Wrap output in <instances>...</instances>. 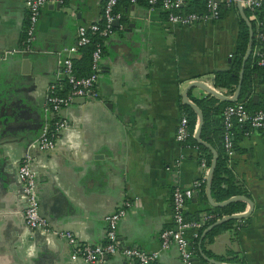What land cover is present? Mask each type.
<instances>
[{"label": "crops", "instance_id": "crops-1", "mask_svg": "<svg viewBox=\"0 0 264 264\" xmlns=\"http://www.w3.org/2000/svg\"><path fill=\"white\" fill-rule=\"evenodd\" d=\"M104 3L47 4L26 49L24 0H0V264H92L71 257L64 235L25 225L16 177L25 154L32 158L41 213L54 230H70L82 242H104V215L128 200L131 205L117 226L121 245L158 250L160 264H185L175 244L162 249L160 241L161 230L172 224L173 189L190 188L204 175L202 151L175 138L187 105L183 94L200 108L203 118L198 100H213L212 108L223 100L198 86L188 88L192 81L232 97L237 85L231 91L216 88L214 73L230 67L241 21L249 39L252 32L249 56L255 57L263 48L259 38L264 33V10L252 17L237 5L224 6L218 20L182 27L169 23L162 10L150 8L143 0L129 1L122 8V20L103 42L98 97H74L60 111L68 126L59 133L56 146L39 150L35 142L51 118L45 109L49 86L60 77L62 60L77 57L78 51H69L77 44V28L99 21ZM26 58L29 74L23 72ZM253 84L251 109H258L264 104V82L255 77ZM212 108L210 125L219 129L222 111ZM197 121L196 115L193 134ZM235 136L227 156L253 209L241 222L212 237L207 236L209 223L205 225L192 264H214L206 257L264 264V132L237 130ZM203 141L218 154L219 135ZM212 207L205 179L203 192L186 201L184 212L196 218ZM247 207L246 203L241 211ZM105 264L136 261L117 251L106 257Z\"/></svg>", "mask_w": 264, "mask_h": 264}, {"label": "built area", "instance_id": "built-area-1", "mask_svg": "<svg viewBox=\"0 0 264 264\" xmlns=\"http://www.w3.org/2000/svg\"><path fill=\"white\" fill-rule=\"evenodd\" d=\"M67 0H24L28 13V23L25 29V48L34 40V32L40 12L47 4L62 5ZM118 0H106L104 4V25L102 28L96 22L89 26L77 28V44L69 51L76 53L80 46L89 42V33L99 32L102 36H110L114 29L115 20H120L121 14L115 12ZM136 4L141 0H129ZM150 8H158L164 11L166 20L172 25L188 27L194 24H201L216 21L220 18V5L232 7L240 2L241 7L248 10L253 17L257 10H264V0H206L203 12H185L181 10L184 0H143ZM264 41V34H260ZM103 54V44L97 45L91 55V70L87 76L77 77L72 69V57L68 56L62 60V71L49 86L45 109L50 113V121L43 125L41 133L35 142L39 150H51L56 146L59 133L68 126V122L60 115L63 107L67 106L74 97L97 98L96 83L101 71L100 60ZM257 63L264 65V51L256 53ZM1 59V57H0ZM64 77L70 89L65 95L57 93L59 82ZM234 124L248 125L251 129H259L264 132V110L259 109L249 112L242 103H232L224 107L222 111V142L223 148L229 156L233 149V128ZM247 133V131H246ZM193 135L190 131L188 118L182 114L176 127L175 138L181 144H188L189 138ZM31 156L25 154L17 166V177L21 184V198L23 206L20 208V215L26 226L38 228L44 233H58L64 235L71 245V257L73 259L82 257L92 264H105L106 257L117 251L134 258L136 264H160L158 261V250L148 251L139 246H122L118 239L117 226L120 219L126 214L131 202L126 200L113 211L104 215L105 241L101 243L82 242L70 230H54L48 220L39 212V200L36 190L35 173L31 165ZM200 165L203 168V177L196 180L190 188L175 187L171 193L172 224L163 228L160 232L161 248L165 249L175 244L179 250L180 258L185 264H192L194 250L191 246V238L197 236L200 228L209 220L214 218V213H204L196 218H188L185 215L186 201L195 192L201 189L205 183L208 165L202 156ZM241 225L238 224L237 227Z\"/></svg>", "mask_w": 264, "mask_h": 264}, {"label": "trees", "instance_id": "trees-1", "mask_svg": "<svg viewBox=\"0 0 264 264\" xmlns=\"http://www.w3.org/2000/svg\"><path fill=\"white\" fill-rule=\"evenodd\" d=\"M106 1V0H105ZM144 2V1H143ZM145 3V2H144ZM105 4V3H104ZM129 4V0H118L117 4L115 6V12H119L121 14L120 20H122V8L127 6ZM205 4L206 0H184L183 6L181 10L185 12H203L205 10ZM104 5L102 8V18L97 21L96 23L100 28L104 25ZM224 12V5H220V18L223 16ZM163 16H165V12L162 11ZM113 25V29H114ZM262 34V33H261ZM264 34V33H263ZM89 42L83 46H80L78 48V54L77 57H74L72 59V69L75 76H87L90 73L91 70V55L94 49L97 45H102L104 40L107 38L105 36H102L98 31L94 33H89ZM249 43V34L247 27L243 21H241V27L237 35L236 40V49L234 52V57L230 63V67L226 70H220L216 71L214 73L213 77V84L218 89H229L230 91L236 87L239 80V73L242 66V59L243 56L247 50ZM259 43L262 44L263 48L260 49V51H264V41L259 38ZM258 57H252L251 55L248 57L244 64L243 69V77H242V83L239 93V98L235 102H225L220 101L217 105V107H213V100L210 101V99L206 100H198V105L202 108L204 113V121L201 129V138L203 140L209 141V135L212 136H218L220 137L221 141V148L218 149V157L216 160V165L212 174L211 179V196L216 202H220L223 200H226L227 198L234 196V195H245L246 190L244 189L243 183L235 176L230 164H229V158L227 156L226 151L223 148V142H222V122L221 127L218 128H212L209 121V111L214 110L218 113L223 111L224 107L228 104L232 103H242L245 108L249 112H254L259 109L264 110V104L261 107H258V109H251L252 103L250 101V94L253 90V81L255 77L257 79H261L262 82H264V65H259L257 63ZM70 89L69 84H67V81L64 77L61 78L59 82V86L57 89V93L60 95H65ZM184 108V114L188 118L189 128L190 131L193 133L195 122H196V115L195 112L187 105H183ZM222 118V117H221ZM251 129L247 124L246 125H239L234 124L233 128V146L235 141V132L237 130H241V132L245 133ZM188 142H192L193 145L197 146L202 151V156L206 159V163L209 166L211 162V154L208 151V149L203 146L202 144H199L196 142L191 136L188 140ZM204 190V184L201 186L200 191L203 192ZM246 203L241 200L230 202L229 204H225L222 206H214L210 210H207L206 213L212 212L214 213V218L209 220L205 225L208 223L210 224L213 222L216 218L221 217L224 214L228 213H234L241 211L245 208ZM242 218L237 219H229L227 221H224L211 229L208 230L207 236L212 237L214 234H216L219 230L222 228L230 227L234 223L241 222ZM234 224V225H235ZM202 226L200 228V231L197 236H194L191 238V246L194 249V252L197 250L199 235L201 232V229L205 227Z\"/></svg>", "mask_w": 264, "mask_h": 264}, {"label": "water", "instance_id": "water-1", "mask_svg": "<svg viewBox=\"0 0 264 264\" xmlns=\"http://www.w3.org/2000/svg\"><path fill=\"white\" fill-rule=\"evenodd\" d=\"M237 6H238V8L240 10H242L240 2L237 3ZM119 22H120L119 20H115L113 24L116 25V24H119ZM251 46H252V32L250 30L249 46H248V48H247V50H246V52H245V54L243 56L242 66H241V70H240V73H239L238 84H237L236 90H235L234 94L232 95V97H226L221 92L215 90L213 87L208 86L207 84H205L204 82H201V81H192L189 84L188 88L192 87V86H198V87L202 88L207 94H209L211 96L219 98V99H221L223 101L235 102L238 99V96H239V93H240L242 77H243L244 64H245V62H246V60H247V58H248V56H249V54L251 52ZM23 64H24V71L23 72L26 73V74H29L30 73V69H29L30 68V60L28 58H26L23 61ZM183 101L187 105H189L194 110V112L197 115L198 121H197V126H196L194 134H193L194 140L196 142H198L199 144H202L203 146L209 148V150L211 151V154H212V159H211V162H210V165H209V168H208V172H207V176H206V195H207V199H208L209 204H211L213 206H222V205L229 204L230 202L237 201V200L244 201V202H246L248 204V207L245 209V211L228 213V214L222 215L221 217L216 218L213 222H211L208 225L207 229H210V228H212V227H214V226H216V225H218V224H220V223H222L224 221H227L229 219H237V218H242L244 216H247L252 211L254 204H253L252 200L247 198L246 196L234 195V196H231V197L227 198L226 200H223V201H220V202H215L213 200V198L211 196L210 188H211L212 174H213V171H214V168H215V165H216V160H217L218 154H217L216 150H214L211 146H209V144L206 143L205 141H203L201 139V137H200V133H201L202 125H203V119H204L202 111L200 110V108L196 104H194L192 102H189L187 100L185 94H183ZM17 179H18V177H17ZM19 186H20V191H21V184L20 183H19ZM9 188H10V186H9ZM39 212L41 213L40 204H39ZM30 229L40 230L38 228H30ZM206 258L209 261L213 262L214 264H244V263H240V262H223V261L217 260L215 258H211V257H206Z\"/></svg>", "mask_w": 264, "mask_h": 264}]
</instances>
